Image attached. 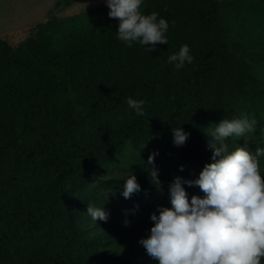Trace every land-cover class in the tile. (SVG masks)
Returning <instances> with one entry per match:
<instances>
[{
	"label": "trees",
	"instance_id": "trees-1",
	"mask_svg": "<svg viewBox=\"0 0 264 264\" xmlns=\"http://www.w3.org/2000/svg\"><path fill=\"white\" fill-rule=\"evenodd\" d=\"M109 11L53 17L17 46L0 38V264H159L139 241L151 214L172 207L169 184L197 179L189 167L200 173L213 162L208 130L246 114L257 121L250 150L264 147V83L255 75L264 65V0H142L143 14L169 22L168 44L155 52L119 40ZM240 28L247 34L237 37ZM185 44L194 59L177 70L168 57ZM129 97L145 101V115ZM175 128L190 133L185 145L174 144ZM227 142L234 151L245 141ZM158 145L185 170L155 162L159 190L145 163ZM128 166L142 189L132 196L155 203L97 206L122 211L132 227L86 216V184ZM184 187L189 201L204 197Z\"/></svg>",
	"mask_w": 264,
	"mask_h": 264
},
{
	"label": "clouds",
	"instance_id": "clouds-1",
	"mask_svg": "<svg viewBox=\"0 0 264 264\" xmlns=\"http://www.w3.org/2000/svg\"><path fill=\"white\" fill-rule=\"evenodd\" d=\"M109 16L118 19L117 37L127 46L133 43L150 46L167 45L169 22L159 13L143 14L142 0H106ZM174 24V22H173ZM193 56L187 44L168 57L177 70L191 64ZM145 101L127 99L130 109L145 115ZM257 121L246 114L241 118L223 119L208 130L212 137L209 147L212 161L204 166L197 179L176 177L168 187L172 207H161L159 215L150 216L153 226L150 235L139 243L159 264H262L264 261V147L250 150L247 134L256 130ZM174 144L183 146L190 133L173 129ZM243 138L245 143L230 151L228 138ZM153 152L148 158L150 183L161 189L159 169ZM183 171V166H181ZM198 186L204 193L193 195L189 201L184 187ZM135 174L123 185L122 195L131 198L141 191ZM87 214L93 221L107 222L109 214L103 208L88 205ZM125 220V226L129 225Z\"/></svg>",
	"mask_w": 264,
	"mask_h": 264
},
{
	"label": "rangeland",
	"instance_id": "rangeland-1",
	"mask_svg": "<svg viewBox=\"0 0 264 264\" xmlns=\"http://www.w3.org/2000/svg\"><path fill=\"white\" fill-rule=\"evenodd\" d=\"M216 1L225 2L228 0ZM102 5H107L106 0H0V38L6 40L12 46H17L35 37L38 32L37 25L46 23L53 17L65 19ZM236 26V24L233 25V28ZM240 29L241 31L236 32L237 37L243 34L242 31H245L243 28ZM245 33L247 34V31ZM255 75L264 83V65H257ZM162 148L161 145L150 148L151 152L158 153L155 162L164 166L171 165L174 173L182 174L185 171L184 169L181 171L182 161L174 156L168 162L161 156ZM145 163L148 164V162ZM126 169H114L101 173L99 179L88 182L83 188L88 196L86 204L97 207L106 201L119 200L120 208H125L146 202L155 203L156 196L125 198L122 195L123 185L130 177L128 170H133L134 167L128 166ZM188 172L193 175L200 174L190 167ZM81 197H84V195H81ZM87 208L84 213L89 216ZM106 212L109 214V220H117L122 224L125 220L130 222V218L122 211L106 210ZM128 226L132 227L131 222Z\"/></svg>",
	"mask_w": 264,
	"mask_h": 264
}]
</instances>
